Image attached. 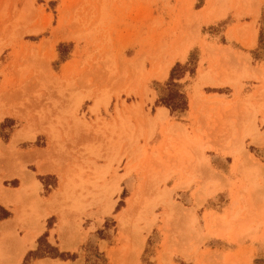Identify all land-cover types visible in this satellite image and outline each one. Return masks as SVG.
Returning a JSON list of instances; mask_svg holds the SVG:
<instances>
[{
    "label": "rangeland",
    "instance_id": "1",
    "mask_svg": "<svg viewBox=\"0 0 264 264\" xmlns=\"http://www.w3.org/2000/svg\"><path fill=\"white\" fill-rule=\"evenodd\" d=\"M248 19L261 27L253 59L242 51L252 45ZM262 61L264 0H0V112L10 110L0 120V188L19 185L7 174L36 171L43 157L55 166L36 173L42 186L16 207L18 239L0 232V264H264V76L250 64ZM245 67L258 78L221 83ZM191 102L212 126L189 113ZM159 106L194 139L222 144L227 131L228 141L180 163L168 121L151 120ZM28 151L45 153L31 162ZM200 161L215 172L200 166L197 182L178 185ZM211 176L231 184L212 181L201 195ZM38 225L18 257L15 241Z\"/></svg>",
    "mask_w": 264,
    "mask_h": 264
},
{
    "label": "crops",
    "instance_id": "2",
    "mask_svg": "<svg viewBox=\"0 0 264 264\" xmlns=\"http://www.w3.org/2000/svg\"><path fill=\"white\" fill-rule=\"evenodd\" d=\"M260 30H261L260 25H259L258 28L255 27L254 24H253V22L251 20H249V19L244 24V28L242 29V31L244 32L243 34L245 35V39H247L249 42L252 43V45L250 46L251 48L249 46H246L244 43H242V45L244 47H247L246 48L247 50H242V51L243 52L245 51L244 53L246 55H249V58L250 59H253V57H252L253 52L252 51L254 50V48L258 44V41H259V38L258 37H259V34H260ZM184 57H185V54H184V56L182 58L181 57L180 58L183 60ZM175 60H179V58L176 57V59L173 60V63L175 62ZM262 62H264V61H262ZM250 64H251V66L253 68H255L258 71L256 74L260 73V75H263L264 76V64H262V65H260L258 67L257 66H253L252 62ZM170 68L171 67L168 68V72H169ZM214 95L220 96V95H218L216 93H214ZM214 99L215 100H218V102H219L217 104V107H215L217 110L224 109L225 106L227 105V101H224V100L221 101L220 98H214ZM193 106H194V102H191L190 108H189V113L194 114V115L195 114H200V116H202V118L204 119L205 123H209V125L212 126L213 125L212 124L213 120H210L209 117H208V115L205 116L203 112H200L199 111V110H202V109H199V108L196 109ZM212 107H211V109H212ZM222 107H224V108H222ZM157 109H158L157 110V114H158V111L160 109H165V111H166V117H165L164 123L168 121L167 129L170 128L169 133H167L168 134L167 141H171V142H176L177 141L178 142V145L181 146V149L184 150V151L189 152L191 154V157L193 159L196 158L197 155H198L197 157H199V158H202L203 155L205 157H207L206 156V150L207 149H213V150H215L214 149L215 148L214 146H216V145H222V144H224V143H226L228 141L227 140L228 139V137H227L228 132L227 131H226L225 141L222 144H218L216 142H204V141H201V140L198 141V140L194 139L191 136L190 130L185 126L184 123H182L180 121L169 122V116H170V114H169V110L166 109V107L159 106ZM211 116H213V114ZM227 118L228 117H226V118L223 117L224 120L222 122V125L227 126V123H228V119ZM164 131H166V129ZM18 133H20V135H21V132H18L17 131L14 134V136L16 134H18ZM183 133L185 134L184 135L185 139H189L192 142L191 144H186V145L183 144V145H181L183 143L182 140H184L183 139ZM14 136H13V139H14ZM13 139L11 141L12 145H13ZM16 143H14V144H16ZM196 145H201L202 146V150H198L196 152L194 150V148L196 147ZM11 147H10V149H11ZM41 148H43V147H41ZM225 148L227 149L226 146H225ZM46 149H47V147L44 150L46 151ZM215 151H217V150H215ZM44 153H45L44 151L41 152V153L37 151V153H35V155H34V152L33 151H28L26 153V158H27V160L33 162L37 158L36 156H38V157L40 155L43 156ZM225 155H229V154H225ZM44 159L45 158L43 157V158L40 159L41 161H39V160L37 161L39 164H38V169L36 171H30V170L29 171H25L26 170L25 169L23 172H21L20 169H19L16 172H10V173H8L7 176L10 177V178H13V177L19 178V180H20L19 185H16V186L11 187V188L10 187H7V189H10V190H6L5 189L6 186L4 188L3 187L0 188V207H3L5 210L7 209V211H9V213H10L7 217L0 219V232L3 233L4 235L5 234L8 235V236H11L12 235V237H13L14 240H16L18 238L16 236L14 237V235H13V228L9 227V225H11V224H14L15 225L16 222H19L20 221V217L21 216L18 219H16L17 213H18V216L20 214L19 210L16 212V207L20 205V202L25 197L27 191H29L30 189H34L35 187H37V185H41L42 186V182L37 178L36 173H41V174H47L48 175V173H53L52 171L55 170V169H49V170L47 169V170H44L43 168H41V163L45 162ZM37 162H36V164H37ZM185 163H187V161H185ZM47 164H50V163H47ZM200 166L207 167L206 165H203V162L202 161H200L198 164H196V166L194 168L195 170H194V172H192L193 174L189 173L188 171L185 172L184 174L186 175V179L185 180H178L176 183L178 185L179 184L180 185H184L185 184L186 185L185 187H189L192 183L197 182V178H199V175L198 174H199V167ZM54 168H55V166H54ZM211 168L213 169L212 166H211ZM207 169L211 173H214L215 172L214 169H213V172L208 167H207ZM21 175H23V177H21ZM67 180L70 181V183H71V178L69 176L66 177V181ZM212 181L215 183V186H224L225 188H226V186H230V184H231V181H229L227 179H224V181H221V183H219V182H217L218 180L214 176H211L210 179L208 178V180H206L205 183L202 184V186L198 189V192H200V194L202 195L204 193V191H206L207 189L213 187L214 186V183L212 184ZM64 187H65V183H64ZM178 188H180V187H178ZM54 191H56V189ZM200 194H198V195H200ZM227 220L228 219H225V221H227ZM222 224L224 225V223H222ZM5 227H6V229H5ZM42 230H43V226H39L38 225V226H35V227H31V229L25 235V237L23 238V240L15 241L14 245L16 247H18V248L20 247V252H19V256L18 257H21L25 253V249H26V246L27 245L30 244L31 246H34V244H35V240H36V238L38 236L35 238V240L33 241V243H30L28 241V235H29V233L37 232L38 235H39V234H41ZM8 236H7V239L9 240L10 237H8ZM2 237L0 238V245H2V241H1Z\"/></svg>",
    "mask_w": 264,
    "mask_h": 264
},
{
    "label": "bare ground",
    "instance_id": "3",
    "mask_svg": "<svg viewBox=\"0 0 264 264\" xmlns=\"http://www.w3.org/2000/svg\"><path fill=\"white\" fill-rule=\"evenodd\" d=\"M182 51V50H181ZM184 54H185V52L183 51V52H181L180 54H175L173 57H172V59L168 62V64L166 65V68L163 70V72H162V74H161V76H163V77H166L167 75H168V68L169 67H171L172 65H173V60L174 59H176V57H183L184 56ZM243 73H239V74H237L235 77H229V76H227L226 77V79H224L223 81H221V83H231L234 87L237 85V84H239L240 83V77H253V78H258V76H256V74L255 73H250L249 72V69L248 68H244V71H242ZM201 78L202 79H209V78H212L211 76H210V74H209V72H206V74H202L201 75ZM209 82V81H208ZM211 83H212V81H211ZM197 87V86H196ZM197 90H195V88H194V92H195V95H196V97H197V95H199V94H197V92H198V88H196ZM193 92V93H194ZM194 95V94H193ZM195 95H194V97H195ZM193 97V98H194ZM98 105V104H97ZM96 105V106H97ZM198 106V105H197ZM194 107V106H193ZM166 109H168V108H166ZM197 109V108H196ZM94 111H95V109H94ZM97 111V110H96ZM8 113H10V110L9 109H7V110H5V111H1L0 112V119L3 117V116H5V114H8ZM165 117H166V111H165V109H160L159 111H158V114L155 116V117H152L151 118V120L153 121V122H155L156 120L157 121H164V119H165ZM152 122V123H153ZM153 125V124H152ZM153 128H154V126H153ZM153 128H151V130L153 131ZM250 129V128H249ZM248 130V129H247ZM247 130H245V131H247ZM255 129L254 128H252L251 129V131L253 132ZM250 130H248L247 132H244L243 134L244 135H246V134H248V135H253V137H254V133H252ZM22 135V134H21ZM21 135H20V133H18V134H16L15 136H14V139H13V145H12V147H11V149H13L14 148V146H15V144L14 143H16L20 138H21ZM151 135H152V133L151 132H147L146 133V137L147 138H150L151 137ZM184 133H183V139L184 140H182V144L181 145H183V144H188L190 141H189V139H185V137H184ZM250 136V137H251ZM28 137V136H27ZM32 137V136H31ZM30 137V138H31ZM240 138H242V136L240 137ZM200 146L198 145L197 146V150L199 149L200 150ZM218 148V147H217ZM222 148V147H221ZM14 150V149H13ZM175 150V149H174ZM174 153H177L178 154V157H179V161H180V163H181V161L183 160V159H185V158H187V160L188 159H190V154L188 153V152H186V151H183L182 149H181V147L179 148V149H177V150H175L174 151ZM202 158H204V157H202ZM254 159V158H253ZM256 159H254V161H255ZM29 161V160H28ZM252 163V162H251ZM256 163H258V161L256 162ZM260 163V162H259ZM259 163H258V165H259ZM253 165V164H252ZM41 168H43L44 170H49V169H55L54 168V166L53 165H51V164H47L46 162H43V163H41ZM245 168V167H244ZM26 169V167H20V171L21 172H23L24 170ZM253 170H254V172L252 173V172H249V175L252 177V179H253V175L252 174H255L256 173V168H252ZM169 175V173H167L166 175H165V177H167ZM21 177H23V175H21ZM248 178H249V176H248ZM251 179V180H252ZM251 180H249V182L251 181ZM254 181V179L252 180V183H254L253 182ZM71 185V183H70V181H66L65 182V191H66V193L68 194L69 193V189H70V186ZM205 194V193H204ZM204 196V195H203ZM136 199V197H134V200ZM136 201H137V199H136ZM135 201V202H136ZM113 207V203L112 204H109V206L104 210V213H107V212H109L110 211V209ZM132 208V207H131ZM130 209H128V210H126L125 212L126 213H128L127 211H129ZM192 210V212H193V210L194 209H191ZM185 214V213H184ZM126 215L127 214H121V216H120V221H121V224H123L124 225V223L126 222ZM188 215V214H187ZM193 215H195V214H193ZM185 216V215H184ZM196 216V215H195ZM187 217H189V216H187ZM195 218V217H194ZM190 220V219H189ZM190 222V221H189ZM194 222V221H193ZM38 236V233L37 232H34V233H29V235H28V241L30 242V243H33V241L35 240V238ZM76 263V262H75ZM76 264H78V263H76Z\"/></svg>",
    "mask_w": 264,
    "mask_h": 264
},
{
    "label": "trees",
    "instance_id": "4",
    "mask_svg": "<svg viewBox=\"0 0 264 264\" xmlns=\"http://www.w3.org/2000/svg\"><path fill=\"white\" fill-rule=\"evenodd\" d=\"M170 85L175 86V84H173V83ZM175 96L177 97V102H176L177 107L180 108L181 110H184L186 108L185 96L180 92H176ZM169 108H171V106ZM7 216H8V213L2 209V214H0V219L5 218Z\"/></svg>",
    "mask_w": 264,
    "mask_h": 264
}]
</instances>
